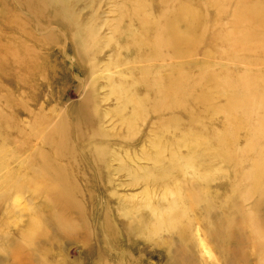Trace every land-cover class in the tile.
Listing matches in <instances>:
<instances>
[{
	"label": "rangeland",
	"instance_id": "374dc122",
	"mask_svg": "<svg viewBox=\"0 0 264 264\" xmlns=\"http://www.w3.org/2000/svg\"><path fill=\"white\" fill-rule=\"evenodd\" d=\"M0 264H264V0H0Z\"/></svg>",
	"mask_w": 264,
	"mask_h": 264
},
{
	"label": "bare ground",
	"instance_id": "6f19581e",
	"mask_svg": "<svg viewBox=\"0 0 264 264\" xmlns=\"http://www.w3.org/2000/svg\"><path fill=\"white\" fill-rule=\"evenodd\" d=\"M61 2L67 4L68 3V0H60ZM51 4H53L51 1H49ZM54 5V4H53ZM58 8V7H57ZM64 16V13H61V12H57V17L59 19L62 20H65L66 21V24L65 25H68L70 22L72 24H75L77 22V20L75 19L74 15L73 14H67L66 17H63ZM81 28H77V31L80 30Z\"/></svg>",
	"mask_w": 264,
	"mask_h": 264
}]
</instances>
